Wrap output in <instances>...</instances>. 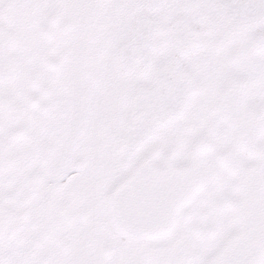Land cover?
<instances>
[{
    "label": "snow or ice",
    "instance_id": "1",
    "mask_svg": "<svg viewBox=\"0 0 264 264\" xmlns=\"http://www.w3.org/2000/svg\"><path fill=\"white\" fill-rule=\"evenodd\" d=\"M0 264H264V0H0Z\"/></svg>",
    "mask_w": 264,
    "mask_h": 264
}]
</instances>
